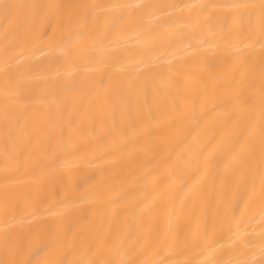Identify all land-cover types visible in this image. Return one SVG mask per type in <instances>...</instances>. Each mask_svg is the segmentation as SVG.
<instances>
[{"label":"bare ground","instance_id":"obj_1","mask_svg":"<svg viewBox=\"0 0 264 264\" xmlns=\"http://www.w3.org/2000/svg\"><path fill=\"white\" fill-rule=\"evenodd\" d=\"M0 264H264V0H0Z\"/></svg>","mask_w":264,"mask_h":264}]
</instances>
